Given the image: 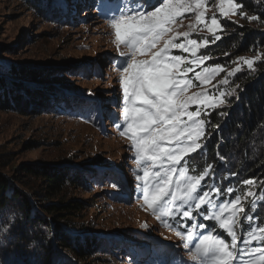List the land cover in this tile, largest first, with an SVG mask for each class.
<instances>
[{"label":"rangeland","instance_id":"rangeland-1","mask_svg":"<svg viewBox=\"0 0 264 264\" xmlns=\"http://www.w3.org/2000/svg\"><path fill=\"white\" fill-rule=\"evenodd\" d=\"M238 1L234 0L237 4ZM52 2L55 10L66 11L68 18L65 19L60 14L61 19H57L50 13L40 16L39 11H33L21 0H0V73L7 76L13 66L49 71L50 77L42 80L43 88L53 89L52 97L56 99L72 101L71 105L70 102H62L55 108L48 106L44 112V109L33 112L28 110L27 113L0 109V152L10 153L15 167L14 172L11 168L3 174L12 180L13 173L21 165L30 164L83 171L87 188L84 194L76 195L84 200L90 199L92 205L84 214V223L96 231L97 237L104 240L102 245L106 249L112 248L111 252L118 255L116 264H200L199 258L195 261L190 259L189 250L183 248V242L177 235L178 231L188 226L184 218L179 213L175 217L163 216L159 212L153 214L143 203L140 196L143 181L137 182L135 176L142 175L141 168L150 167V162H142L138 167L134 151L130 150L131 141L120 134L122 127L115 126L117 120L123 125L120 68L126 66L130 57L120 55L121 52L128 54L129 49L125 45L117 48L115 30L112 29L110 20L113 15L118 14V10L136 7L139 0ZM159 2L160 0H144L145 4L150 5L148 10L158 6ZM185 2L194 4V0ZM219 2L220 0H202L204 8L200 11H204L206 24L196 23L195 11L177 16L171 26L172 31L157 41L155 48L136 57L138 61L151 60V54L163 48L164 42L172 37H175L173 43L197 40L200 47L196 49L195 56L182 49H169L168 54L181 55L185 59L180 67L186 71L177 73L178 78L187 82V87L183 90L185 98L199 96L203 101L206 96H214L219 100L220 93H225V102L215 108L203 103L189 104L188 111H199L201 115L198 119L205 122V131L200 141L202 148L208 140L206 117L226 106L235 95L234 79L239 74L255 70V65L264 58L263 48L255 54L225 61L224 65L212 64L210 59L199 65L191 63L204 56L203 50L226 36L227 22L240 25H252L255 22L241 11L239 4L234 14L221 15ZM213 16L223 27L209 32ZM184 33L187 35H183ZM216 35L221 36V39L216 40ZM246 60L254 61L251 68L243 63ZM217 66H222L224 71L203 83L197 78L198 75H209L204 72V68ZM236 68H240V71L235 72ZM229 72L234 75L229 76ZM224 80L228 83H221ZM183 120L187 121V117H183ZM197 152L186 154L181 163L175 166L177 172L173 174V182L185 181L181 184L182 189L186 187L187 181L195 177L189 172L186 163ZM181 169L184 170L183 177L180 176ZM209 171L204 174V179L210 176ZM204 179L201 180V186L197 187V192L209 191L212 204L208 205V211H216L220 202L240 197L246 215L237 213L234 231L237 235V247H247L242 243L243 239L251 235L259 236V228L264 227V219L257 221L254 218L255 212H260L258 215L261 217L264 214V187L258 188V191L253 184H245L246 187L241 191L231 188L229 193L228 188L222 193L214 185L206 186ZM175 204L180 206L181 211L188 207L179 200ZM191 211L195 214L200 210L192 207ZM202 222L208 223L206 225L212 232L219 229L216 221ZM168 224L173 227H167ZM241 230L245 232L241 234ZM202 231L198 227L194 229V232ZM221 231L226 234L224 230ZM228 239L225 241L230 243V237ZM252 245L264 246L257 241H252ZM101 257L108 258L106 255ZM247 260V256H242L241 260L234 261L233 264H247Z\"/></svg>","mask_w":264,"mask_h":264},{"label":"trees","instance_id":"trees-1","mask_svg":"<svg viewBox=\"0 0 264 264\" xmlns=\"http://www.w3.org/2000/svg\"><path fill=\"white\" fill-rule=\"evenodd\" d=\"M21 1L40 16L68 18L66 11L55 10L53 0ZM238 4L248 18L257 19L252 25L227 22L226 36L202 51L212 64L224 65L264 48V0ZM49 77V71L19 66L11 67L7 76L0 73V109L27 113L62 102L71 105V100L52 97L53 89L43 88L42 80ZM233 84L235 95L206 117L208 140L186 163L195 177L210 170L205 185L222 193L228 188L241 191L248 179L254 188L264 187V58ZM11 156L0 152V264H116L117 254L84 223V214L92 208L90 199L76 195L87 188L84 172L30 164L21 165L11 180L3 174L15 170ZM259 213L254 214L257 221L264 219ZM213 232L229 240L221 230Z\"/></svg>","mask_w":264,"mask_h":264},{"label":"snow or ice","instance_id":"snow-or-ice-1","mask_svg":"<svg viewBox=\"0 0 264 264\" xmlns=\"http://www.w3.org/2000/svg\"><path fill=\"white\" fill-rule=\"evenodd\" d=\"M150 5L144 0H139L136 7L128 10H118L110 20L112 29L115 30V44L117 48L125 45L129 53L121 52V56L129 55L126 66L120 68V87L122 89V118L123 125L118 120L115 126L122 127L121 135L127 136L131 141V149L138 165L142 162H150V167H142V175L137 174L135 180L142 183L143 203L153 214L159 212L163 216L175 217L177 213L187 222V227L177 232L183 242V248L189 250L190 259H200V264H233L247 256V264H264V246H253L252 241L264 245V227L259 228V236L251 235L242 241L247 247H237V235L234 231L237 213H245L239 196L234 199L220 202L216 211H208L209 191L197 192L201 186L203 176H197L186 182V187L181 188L183 180H177L174 184L173 174L177 172L176 165L189 153H195L202 148L201 136L204 133V121L199 120V111H188L189 104L203 103L215 108L224 103L225 93L221 92V99L214 96H206L201 101L199 96L185 98L183 90L187 82L178 78L177 73L186 71L180 65L185 63L181 55H169V49H182L196 55V49L200 47L197 40H188L187 43H173L175 37L167 39L163 48L151 54V60L138 61L137 55H144L150 49L155 48L157 41L172 31L177 16L184 12L195 11L197 24H206L202 0H194V4L185 0H160L158 6L148 10ZM238 4L234 0H220L219 12L223 16L234 14ZM251 19H257L252 16ZM221 23L213 16L210 20L209 32L222 29ZM183 35H187L184 33ZM216 40L221 36L216 35ZM207 43V41H205ZM208 57L200 56L191 63L199 65ZM243 63L249 68L253 66V60ZM224 71L222 66L204 68L209 75H198V79L204 81ZM236 68L235 72H239ZM234 75L233 72L228 73ZM221 83H228L227 80ZM187 117V121L183 117ZM191 122V123H188ZM157 169V170H153ZM180 176H184V170H180ZM253 179L244 183L251 185ZM219 191V189L217 190ZM229 193L231 189H228ZM179 193V195H177ZM252 195L251 192L248 193ZM167 198V199H166ZM179 200L182 205H188L183 211L175 202ZM163 202V203H162ZM190 202H194L191 203ZM167 205V206H166ZM204 206V207H202ZM200 210L193 213L191 208ZM251 219V217H248ZM201 221H216L219 229L224 230L230 243L221 238L218 233H213L208 226ZM173 227L172 224L166 225ZM202 232H194L195 228ZM206 233V234H205ZM193 241H196L194 244Z\"/></svg>","mask_w":264,"mask_h":264},{"label":"bare ground","instance_id":"bare-ground-1","mask_svg":"<svg viewBox=\"0 0 264 264\" xmlns=\"http://www.w3.org/2000/svg\"><path fill=\"white\" fill-rule=\"evenodd\" d=\"M242 237V236H241Z\"/></svg>","mask_w":264,"mask_h":264}]
</instances>
